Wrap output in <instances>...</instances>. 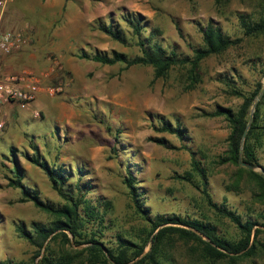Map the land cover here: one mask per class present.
Here are the masks:
<instances>
[{"label":"rangeland","instance_id":"1","mask_svg":"<svg viewBox=\"0 0 264 264\" xmlns=\"http://www.w3.org/2000/svg\"><path fill=\"white\" fill-rule=\"evenodd\" d=\"M262 4V0H11L2 27L26 31L28 47L36 54V73L46 77L43 100L32 107L39 117L13 106L0 133V264H39L43 256L64 264H91L88 245L75 243L71 235L69 242L48 239L36 257V248L16 229L18 224H49L54 217L31 202H20V189L8 186L14 161L27 188L38 191L45 202L66 203L47 175L27 161L34 154L33 145L48 164L62 167L68 176L67 194L76 198V185L84 188L81 195L103 217L102 225L88 228L97 230L94 239L104 248H116L118 237L139 246L150 230L124 183L127 171L136 179L139 200L150 215L209 222L227 240L240 238L238 228L208 206L198 178L183 179L192 173L193 152L206 171L212 201L243 220L257 221L260 246L251 257L210 262L201 243L175 236L164 249L163 264H264V203L255 197V182L245 171L239 173L248 168L218 163L227 150L230 126L223 116L212 115L218 107L237 111L242 95L260 84L250 115L261 99L264 126V33L246 35L240 19L250 25L258 22ZM126 15L144 18V41L153 34V41L181 58L193 59L194 50L203 46L202 29L210 23L235 45L202 60L194 76L189 65L156 78L150 66H108L79 58L82 50L139 56L138 39L123 20ZM100 23L122 29L126 44L100 32ZM48 88L60 90L49 95ZM163 120L184 129V141L159 131ZM155 138L165 139L169 147ZM257 157L264 169V144ZM252 171L262 174L258 167ZM148 251L149 244L143 254Z\"/></svg>","mask_w":264,"mask_h":264},{"label":"trees","instance_id":"2","mask_svg":"<svg viewBox=\"0 0 264 264\" xmlns=\"http://www.w3.org/2000/svg\"><path fill=\"white\" fill-rule=\"evenodd\" d=\"M262 3V18L258 22H253L250 25L240 17L246 35L264 33V0H262ZM123 20L131 29L132 35L138 39L136 44L140 50L139 56L130 58L126 54L116 51H112L109 54L100 51L89 53L82 50L79 58L108 66L116 64H123L126 68L150 66L153 68L156 78H165L176 66L189 65V71L194 76L202 60L212 55L221 54L229 47L235 45L234 40H231L219 27H215L210 23L202 29L203 46L194 50L193 59L181 58L175 52L163 47L159 42L153 41V34L146 38L145 41L142 39L145 31L143 26L144 18L142 16L126 15ZM98 29L114 41L126 44L122 29L114 27L112 24L101 23L98 24ZM261 88L259 84L251 94H241L243 102L237 111L234 112L231 109L218 107L212 114L213 116H223L230 126V132L227 137V150L225 156L219 157V164L240 166L241 163H245L253 168H262L257 157L258 150L264 144V126L260 124L261 99L256 104L252 120L249 117L253 101L261 91ZM160 125L159 131L174 134L180 141H184L186 138L185 130L178 125L174 126L164 120L160 122ZM242 138L244 140L241 144ZM154 142L163 147H169L165 139L155 138ZM182 147L190 151L186 145L183 144ZM32 148L34 154L33 156H27V161L39 167L47 175L53 190L66 202L64 205L59 206L42 200L38 191L31 190L23 184L24 176L14 161L15 169L13 170V177L8 179V186L20 189L22 195L20 202H31L39 210L54 217V220L49 224L33 222L29 227L24 224L16 226L20 237L36 248V257L40 255L48 239L62 237L66 242H69L68 235H71L75 243L88 245L86 250L91 264H129L134 260L136 261L133 264H163L165 258L164 249L171 238L175 236L185 241L201 243L204 257L209 259L210 262H216L223 258L235 260L237 258L251 257L255 255L257 248L260 246L257 241V235L260 230L255 229L257 221L243 220L234 211L227 209L225 206H219L212 201L207 189L206 171L202 163L197 160L195 154L190 151L192 173H188L186 178L183 179L191 182L194 176L198 178L199 187H201V192L208 206L219 216L228 219L234 224L240 231V238L235 241L227 240L220 236L215 225L209 222L176 215H150L139 200L136 179L130 171H127L124 183L129 190L137 214L150 226V230L145 242L139 246L129 240H123L118 237L116 248H104L94 239L97 230L93 231L88 228V225L91 224L100 226L104 220L97 208L81 195L84 188L79 184L76 185L79 193L76 198L67 194L64 187L68 181V176L66 177L62 167L51 166L39 155L35 145ZM242 171H245L255 182L258 189L255 197L259 202L264 203V176L252 170L240 168L239 173ZM55 233L57 234L53 235ZM77 239L83 240L77 241ZM147 244H149V251L143 254L144 247ZM45 250L49 251V248L46 247ZM39 264L64 263L63 261L55 260L51 256H43Z\"/></svg>","mask_w":264,"mask_h":264},{"label":"built area","instance_id":"3","mask_svg":"<svg viewBox=\"0 0 264 264\" xmlns=\"http://www.w3.org/2000/svg\"><path fill=\"white\" fill-rule=\"evenodd\" d=\"M11 0H0V133L6 126L4 108L7 105L17 106L21 110H30L34 117L39 112L34 106L38 94L43 90V78L46 74H37L28 69L17 73H7L3 68L6 56L22 51L28 44L29 38L24 29H3L2 21L5 9ZM60 88H48L46 92L53 95Z\"/></svg>","mask_w":264,"mask_h":264},{"label":"crops","instance_id":"4","mask_svg":"<svg viewBox=\"0 0 264 264\" xmlns=\"http://www.w3.org/2000/svg\"><path fill=\"white\" fill-rule=\"evenodd\" d=\"M29 44L20 52L6 56L3 60V67L7 73H17L22 69H28L33 72H38L34 66V60L36 61V54ZM38 74V73H37ZM42 91L38 94L36 102L38 105L42 102ZM40 101V103H38ZM13 106L7 105L4 108L5 118L9 117V113L13 112Z\"/></svg>","mask_w":264,"mask_h":264},{"label":"water","instance_id":"5","mask_svg":"<svg viewBox=\"0 0 264 264\" xmlns=\"http://www.w3.org/2000/svg\"><path fill=\"white\" fill-rule=\"evenodd\" d=\"M264 87V86H263ZM253 112L254 111H252L251 112V117H252V115H253ZM243 138H242V141H241V144L243 143ZM241 166H243V167H246V168H248V169H252L253 170V167L252 166H250V165H248V164H245V163H241ZM260 169V171H261V173L263 174V176H264V169L263 168H259Z\"/></svg>","mask_w":264,"mask_h":264}]
</instances>
